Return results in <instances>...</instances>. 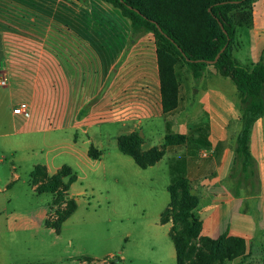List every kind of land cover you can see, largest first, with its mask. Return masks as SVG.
<instances>
[{
    "label": "crops",
    "instance_id": "crops-1",
    "mask_svg": "<svg viewBox=\"0 0 264 264\" xmlns=\"http://www.w3.org/2000/svg\"><path fill=\"white\" fill-rule=\"evenodd\" d=\"M156 51L151 32L133 37L129 19L104 0H0V74L9 77L8 85L0 87V138L6 144L1 154L14 155L24 147L27 129L38 123L73 131L72 151L94 160L101 154L94 138L97 133L108 136L113 125L124 128L116 136L117 149L119 138L137 132L142 151L161 146L165 120L173 132L192 133L194 138L199 135L194 129L201 128L207 146L193 155H186L185 146L178 147L184 150L176 156L177 171L197 188L199 236L241 238L248 260L255 256L264 260V115L254 122L250 138L260 193L234 197L224 179L233 164V142L240 129L235 85L228 91L216 84L229 77L207 66L201 82L190 85L191 105L164 114ZM263 52L264 0H254L250 21L236 26L232 54L241 65L251 67ZM21 102L29 106L27 119L12 112ZM156 120L163 123L162 135L156 145L143 148V127ZM92 128L99 131L91 138ZM80 133L87 136L82 149ZM91 148L95 158L89 155ZM18 179L12 163L2 191ZM159 222L169 224L170 236L171 220Z\"/></svg>",
    "mask_w": 264,
    "mask_h": 264
},
{
    "label": "rangeland",
    "instance_id": "rangeland-1",
    "mask_svg": "<svg viewBox=\"0 0 264 264\" xmlns=\"http://www.w3.org/2000/svg\"><path fill=\"white\" fill-rule=\"evenodd\" d=\"M174 72L178 92L169 114L188 108L194 97L190 85L201 82L192 78L182 60L175 64ZM215 83L228 91L234 87L230 78ZM162 127L160 120L143 127V148L157 144ZM122 130L113 125L108 136L97 133L93 142L101 152L97 160L72 151L73 131L50 129L48 123L27 129L25 146L14 155L1 154L6 144L0 138V264H176L169 224L159 221L165 209L169 210L164 218L169 219L175 206H189L194 201V214L198 215L197 188L184 173L171 171L177 170L176 156L184 147L165 149L159 163L141 169L117 149L116 136ZM96 131L90 129L88 136L92 138ZM86 138L80 133L79 149ZM137 149L147 153L140 145ZM90 154L96 155L95 150L91 148ZM12 163L19 179L2 191ZM62 165L76 171L75 182L69 183V176L59 171ZM184 181L188 196H184ZM56 193L60 200L53 204ZM175 232L182 235L183 226L179 224ZM190 240L183 246L182 264L199 263L207 251L196 239ZM224 247L221 264L229 260L264 264L257 256L248 260L246 249L240 251L234 243Z\"/></svg>",
    "mask_w": 264,
    "mask_h": 264
},
{
    "label": "trees",
    "instance_id": "trees-1",
    "mask_svg": "<svg viewBox=\"0 0 264 264\" xmlns=\"http://www.w3.org/2000/svg\"><path fill=\"white\" fill-rule=\"evenodd\" d=\"M104 1L117 7L129 19L133 37L145 32L154 35L164 114L171 112L176 104L178 82L174 66L179 60L185 63L194 80L201 78L207 66H212L221 76L232 80L238 91L237 107L241 116L240 129L233 142V164L224 184L234 197L258 195L261 182L257 161L250 149V138L254 122L264 115V52L260 60L251 67L241 65L232 54L236 26L250 21L251 4L254 0ZM219 52L216 61L212 62ZM194 131L199 133L197 138L192 133H175L171 130L170 122L165 120L163 143L159 148L152 147L145 155L141 154L137 149L141 144V137L133 132L119 138L118 149L131 156L141 168H146L159 160L165 149L185 146L186 155H193L201 146H207L202 129L197 128ZM89 155L92 154L89 152ZM59 171L69 176V183L76 181L77 174L70 166L62 165ZM171 171L173 174L178 172L173 168ZM182 184L184 196H188V184L185 181ZM59 200V194L56 193L53 204ZM195 202L185 207L173 206L169 219L164 218L169 209L161 214L162 223L168 220L172 222L170 238L175 249L176 264L183 263V246L190 243L191 238L193 241L196 239L202 250L207 249L206 253L203 252L201 261L194 264H221L220 254L227 242L238 245L240 251L246 249L244 241L238 237L226 234L216 239L199 236L201 221L194 214ZM179 224L184 229L182 235L175 232ZM112 264L117 262L113 261Z\"/></svg>",
    "mask_w": 264,
    "mask_h": 264
},
{
    "label": "built area",
    "instance_id": "built-area-1",
    "mask_svg": "<svg viewBox=\"0 0 264 264\" xmlns=\"http://www.w3.org/2000/svg\"><path fill=\"white\" fill-rule=\"evenodd\" d=\"M9 83V77L7 74L2 73L0 74V87H6ZM12 112L16 115H19L25 119L29 118L31 113L29 106L25 102H21L17 104L13 109Z\"/></svg>",
    "mask_w": 264,
    "mask_h": 264
},
{
    "label": "water",
    "instance_id": "water-1",
    "mask_svg": "<svg viewBox=\"0 0 264 264\" xmlns=\"http://www.w3.org/2000/svg\"><path fill=\"white\" fill-rule=\"evenodd\" d=\"M159 30H160V28H159ZM224 48H225V46L220 50V52L223 51ZM220 52L216 55V57L214 58V60L212 62H215L216 61V59L218 58Z\"/></svg>",
    "mask_w": 264,
    "mask_h": 264
}]
</instances>
